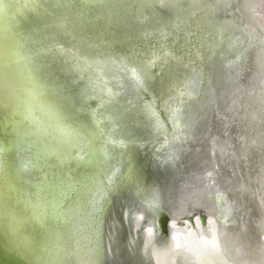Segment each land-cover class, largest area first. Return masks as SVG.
<instances>
[{"label":"rangeland","instance_id":"rangeland-1","mask_svg":"<svg viewBox=\"0 0 264 264\" xmlns=\"http://www.w3.org/2000/svg\"><path fill=\"white\" fill-rule=\"evenodd\" d=\"M22 1H29L30 5L33 2L32 0ZM44 1L46 5V0ZM80 1L100 4L102 8H105L107 2V0ZM139 1L143 3L139 4ZM150 1L138 0L136 10L146 6L152 7L156 2L158 8L153 13L138 11L133 15L130 14L138 26V36L140 37L141 34L147 50L146 56H144L146 54L143 53L144 50L140 51L139 59L133 57L135 55L133 43H127L117 49H111L106 42L96 43L101 38L113 39L110 32L106 30V23L92 27L90 33L94 43H89L88 38H85L79 29L73 30L70 27L71 24L66 23L76 41L74 47L76 49L70 52V69L74 74L73 79L77 81L72 89L81 91L86 96L88 100L86 109L93 110L99 115L101 119L99 127L106 130L101 142L107 149L106 158L100 167L89 168L92 173L100 171L93 182L94 187L87 195L79 193L77 200L67 212L70 225H79L78 229L80 228L83 232L79 236L80 239L93 245L87 252L83 264H91L89 257L96 248L98 230L102 227L98 219L102 199L105 197L104 199L108 200L111 196L109 192L115 186L124 188L121 177L129 170V155L133 145H137L141 155L146 148L148 151L151 150L152 160L149 169L152 179L151 187H149L155 193H159V198L153 202L139 198L136 185L128 187L124 184L127 190L125 195L118 199L124 218L120 225L118 221L123 217H121V211L114 217L118 220L109 217L110 233L107 237L111 239L112 255L105 253V264H133L132 258L135 254L133 255L131 250H128L129 252L126 250V256H122L118 249L122 246V237L129 228L134 229L136 221H141V224L132 248H139L145 235H154L157 242L165 241L169 235L165 238L162 236L159 223L165 216L172 220L173 214L177 217L169 223L170 231L175 236L173 264H200L204 254L203 243L205 241L212 243L217 216L220 213L213 207V197L215 194L224 196L217 187L212 186L210 174H220L225 166L229 167L232 162H237L239 157L235 154L236 151L233 152L234 147L239 146L244 150L242 160L246 161V169H249L246 171L253 172V179H244L245 182L247 179L252 180L255 199L259 202L263 194L264 74L261 75L260 61L264 58V30L254 21L261 22L260 19L264 18V10H259L264 8V2L262 0H231L232 4L227 5L222 4V0H196V5L200 6L204 2L205 5L191 10L177 7L178 12L173 11V13L171 11L173 8H162L161 5L169 2V5L176 4L177 0ZM27 2L22 4L17 2L16 7L25 6ZM69 4L73 10H60L52 14L58 16V22H60L58 24L61 27L66 17L73 18L74 15L82 14V10L70 0L63 1L62 7L68 9L66 7ZM247 5L249 9H246ZM56 7L55 2L52 9L56 10ZM250 7H253L252 12ZM68 12L71 15H67ZM209 12H211V18L207 17ZM246 12L252 13V20L244 14ZM95 14L96 12L92 14V18ZM196 15L201 16L196 17ZM194 19L197 20L195 27L191 23ZM216 27L222 33L220 30L217 31ZM97 28L102 30L98 31ZM220 36H223L220 42L224 50L219 52L216 46H213L215 51H211V46L219 42ZM79 43H82V46ZM242 55L245 69L236 86V91L230 97L231 110L225 113L223 110L216 112L219 109L217 108L219 100L213 101L215 92L212 94L211 86L209 90L204 89L206 76L203 65L209 63L208 58L213 57L210 65L216 62L219 67L226 68L230 66V62ZM154 81L157 83L156 87L152 86ZM208 91L212 96L209 98L210 105L206 107L200 96L204 92L207 94ZM192 102L198 104L197 109H192L193 112L189 118L191 120L186 124L185 119ZM206 111L209 117L205 114ZM187 125L188 130H186ZM243 135L249 137L251 145L254 140H259L260 151L257 152L258 157L254 156L255 160L253 154L245 160L248 149L245 151L246 143L242 139ZM218 142H222L223 145L218 146ZM85 150L86 145L82 144V141H76L72 148L77 158H83V160L86 157ZM216 150L224 155L220 156L221 158L218 157ZM26 158L25 154L22 157H16V164L24 170L21 175L26 176V180L38 181V171L25 168L26 162L29 163ZM75 159L76 157H71L66 162V167L56 159H50L43 170L50 168L54 174L58 172L61 174L67 169L71 171L74 180L85 181L84 170L78 162H74ZM191 165L194 168L189 170ZM251 165H254V171L251 170ZM235 166L237 169H230V171L226 169V177H233L234 173H237L238 180L242 179L241 168ZM152 169L154 175L151 174ZM134 175L138 180V174L136 175L135 172ZM162 176H165L164 180L160 178ZM197 178L203 180H199V185L196 186ZM138 181V190H141L143 194L144 189ZM239 186L236 190L237 194L240 200L241 198L244 200L245 196ZM84 206H87V209L84 210ZM126 211H128L127 214ZM202 217L205 219V224H201ZM148 219L153 220L155 224L147 225ZM189 219L194 225L189 222ZM261 222L263 224L264 216ZM113 226L117 229V233L113 231ZM50 228L55 229L53 225ZM218 238L220 239V233ZM127 252L130 256H127Z\"/></svg>","mask_w":264,"mask_h":264},{"label":"water","instance_id":"water-1","mask_svg":"<svg viewBox=\"0 0 264 264\" xmlns=\"http://www.w3.org/2000/svg\"><path fill=\"white\" fill-rule=\"evenodd\" d=\"M54 1L57 5V7L55 8L56 10L52 9L53 4L55 3ZM63 1L65 0H46V5H44V0H33V2L31 3L32 12L29 17L31 18L29 23L38 33L48 28L47 30L50 33L49 35L53 37V39L50 38V42L54 44L52 47H54L55 50L60 51L59 53L60 55H62L61 57H63V61H65L64 63L60 59V56H58V61L62 62L61 64L57 62L58 68L56 69L58 78H61V80L68 79V81H72V83H69V86L64 90V95L68 97L70 94H73V92H75V95H77V97L82 101L83 108H86V104L88 102L86 96L82 94L81 91L77 92V90L74 91L72 89L77 81L73 79L74 74L70 69V52L73 51L76 41L73 36L74 34H72L73 32L69 31V26H67L66 23H70V27H72L73 30L79 29L81 31V34L85 38H88L89 43H94L92 41L93 38L90 34V31L87 27V20L90 19L89 15L92 17L91 14L96 12V14H99V19H97L98 21L95 20V23L98 24L100 22V25L101 22L105 21L107 24L106 30L110 32L113 38L108 40H103V38H101L96 43L100 44V42H102L104 44L106 42L107 46L109 45L111 49H117L119 46L126 45L127 43H133L132 47L135 51V55L133 57H136L135 59H139L138 54H140V51L144 50L143 53H146L144 54V56H146L147 50L145 47L146 45H144L145 41L142 40L141 34L140 37L138 36V26L130 14L133 15L134 12L138 11H140L141 13H148L149 11H151L153 13L158 7H156L157 4L155 2L152 7L146 6L141 10H136V8H138L136 6L138 0H107V2L105 3V8L109 10H103L105 8H102L103 6H99L98 4L97 7L92 9L93 6L96 5V3L94 4L91 2L89 5H86V7L83 8L82 4L85 2H82L80 0H70L74 5H77L82 10V14H80L79 16L74 15L73 18L70 16L66 17V22H62V29H59L60 35H56V31L54 32L53 30V32H51V29L49 27L53 26L54 28V25L59 26L58 23L60 22H58V16L52 14L60 10H73V7L70 4L66 7L68 9L63 8ZM149 2L151 1L149 0ZM196 2V0H177L176 4L169 5V2L168 4L166 3L167 5H161V7L173 8L171 9V11H176L177 13V7L191 10L192 8L200 6L202 7L205 5L204 2L200 6H198L196 5ZM128 3H130L131 5H129ZM142 3L143 2H140L139 4ZM221 3L231 5L232 1L222 0ZM104 11H106L107 14L109 13L111 15L106 14V16H104ZM159 12L161 13L160 10ZM210 14L211 12H209V14L207 15L208 18H211ZM244 14H246L248 19L250 18V20H252V13L248 14V12H246ZM67 15L71 14L68 12ZM198 16L201 15H196V17ZM84 19L86 20V22L84 21ZM196 21L197 20L195 19L192 20L191 23L193 27H195ZM254 23L257 24L259 22L254 21ZM43 26L44 29H42ZM216 28L217 31L220 30L218 27ZM100 30L102 29H99L98 31ZM220 32L222 33L221 30ZM49 35L47 34V37ZM43 36L44 34L42 35V38ZM219 38V42L217 41L218 43H214L211 48L213 46H216L217 50H219V52H222L224 49L222 48L223 46L221 45L220 41L223 40V36H220ZM213 50L214 49L212 48L211 51ZM234 54L235 53H233V55ZM133 57L131 58L133 59ZM212 58H208L209 63H205L203 65L204 74L206 76V81L203 86L205 87V90L207 88L209 90V87L211 86L212 94L215 92L213 101L219 100L217 103V108L219 109L216 110V112L219 110H223L224 113L227 111L229 112L231 110L232 104V102L230 101V97L236 91V86L240 82L245 69L243 55L235 59V61L230 62V66H227L226 68H222L221 66L219 67L218 63L216 62L210 65L213 60ZM260 65L262 67L261 75L263 76L264 58L261 59ZM11 81L12 78L9 74H3V72H0V110H3L1 111L2 114L3 112L7 111L9 101L11 100L10 98L5 97V92L10 90L11 88ZM155 82L156 81H154V83L152 84L153 87L157 86V83ZM212 94L210 95L208 91L207 94L204 92L200 96L202 100H204V104L206 107L210 105L209 98L212 96ZM197 105L198 104H196L195 102H192V104H190V108L187 112V118L185 119L186 124L191 120L189 118L193 112L192 109H197ZM205 114L208 116V111H206ZM94 116L96 117L97 122L101 123L99 115L94 112ZM97 122L96 125L97 127H99ZM99 129L102 132L101 136H99L100 138L97 136H94L92 138L95 146L103 149L104 156L102 159H104L107 155V149L103 147L101 142L103 134H106V130L103 128ZM186 130H188V125ZM15 138L16 137L12 133L11 128L9 126L4 127L0 123V264H83L86 259L87 252L90 251L93 245L80 239L79 236L83 232L82 230H80V228L78 229L79 225L77 226L76 224L77 228L76 226L70 225L67 212L69 210V207L72 206L77 200L79 193L87 195V193L94 187L93 182H95L96 176L100 171L98 170L97 172L92 173L90 172L89 168H94V166L100 167L102 159L101 163H97L94 165L86 163L85 159L83 160V158H79L77 160L75 159L74 162H78L79 166H81V168L84 170L86 179L85 181L81 182L78 180H74L71 176V171L67 169L66 172H62L61 174L59 172L54 174L50 168H46L43 170V167H45V164L48 163L50 159H56L58 162H60L61 165L66 167V162L69 161L70 157H75V155H70L68 157V160L60 159L62 157L57 158L55 156H50V158L47 160H41L37 156L34 147L31 146L30 148L29 146L23 148L15 142ZM79 138L80 139H77V141H82L83 143L85 139H81V137ZM146 150H143L144 154L141 155V151L137 150V145L132 146L131 153L129 155V170L121 177L124 188L122 189L115 186V188L109 192V195L111 196L108 198V200H105L104 197L101 201V208L98 213V219L101 222L102 227H99L100 229L98 230V239H96L97 241L95 245L96 248L91 252V255L89 257L91 264H105V253L107 252L108 255H112L110 243L111 239L107 237L110 233L108 220L110 216V218L115 219L114 217H116V215L119 214L118 212L121 211L120 214L121 217H123L120 221H118V223L121 225V221H123L124 215L123 211L120 209V203L118 202V199L120 198V196L123 197L125 195L127 189H125L126 186L124 184H127L128 187L136 185L139 198H143L152 202L156 201L159 198V193H155L154 191H152V188H150V180L152 178L150 177L149 166L151 165L152 157L150 155L151 150ZM24 154L27 156L26 159L29 160V163L26 162L25 168L38 171V181L30 179L26 180V176L21 175L24 173V170L20 168L21 166H18L16 164V157H22ZM80 155L83 157V153H81ZM61 160L65 163H61ZM192 168L194 167L191 166V168L188 169L191 170ZM135 172L136 175L138 174L137 179L139 181L135 179ZM151 174H153V169ZM160 178L164 180L165 176H162ZM137 181L140 183L142 189H144V195L141 193V190H138L139 185H137ZM61 189H69L68 191L71 195L69 202H64L63 196L61 198V202H64V204L61 207H57L54 206V197L57 196V193ZM212 201L214 205L213 207L215 209V206H217L220 201L222 203L225 202L224 197L219 194H215ZM83 209H87V206H84ZM83 214H80V216L85 217V215ZM200 220L201 224H205V219L203 217ZM189 222L194 225L192 220H190ZM169 223L170 217L168 216H165L162 220H160L159 225L162 231V236L164 238L170 234ZM46 225H53L55 229H51V226L47 227ZM114 226L113 231L117 233V229H115ZM50 229L52 230L51 233L49 232ZM134 229L129 228L125 236L122 237V246L118 249L119 254L122 256H126V250H131L133 255L135 254L132 258L134 260L133 264H152L149 259L146 260L142 256L141 249L143 239L141 240L139 248H132V243H134L140 230L139 228L136 230L137 232L135 236ZM68 237L69 239H67ZM128 252L127 256L129 255Z\"/></svg>","mask_w":264,"mask_h":264},{"label":"bare ground","instance_id":"bare-ground-1","mask_svg":"<svg viewBox=\"0 0 264 264\" xmlns=\"http://www.w3.org/2000/svg\"><path fill=\"white\" fill-rule=\"evenodd\" d=\"M17 2L22 4L27 1L0 0V72H3V74H9L12 78L10 83L11 88L9 87L10 90L5 92V97L10 98L11 100L9 101L6 112H3L2 114L1 111L3 110H0V123L4 127L9 126L11 128L12 133L16 137L15 142L19 146L23 148L29 146L30 148L31 146L34 147L37 156L41 160H47L50 156H55L57 158L62 157L60 159L68 160L70 155H75L77 160V155L75 152H72V148L77 139H80L79 137H81V139H85V143L83 142L82 144L86 145L85 162L90 165L101 163V159L104 156L103 149L95 146L92 137H99L102 132L99 129L100 127H97L96 125L97 119L94 116L93 110L87 111L86 108H83L82 101L77 95H75V92L68 97L64 95V90L69 86V83H72V81H68V79L61 80V78H58L56 69L58 68L57 62H59L58 56H60L62 61L63 57H61L62 55H60L59 50H55V48L52 47L54 44L50 42V38L53 39V37L49 35L48 28L38 33L31 26L29 23L31 18H29V16L31 15L32 10L31 5L28 4L29 1L25 6L22 5L20 8L16 7ZM262 2H264V0H262ZM82 5L83 8H85L86 5L89 4L85 2ZM98 5L100 6V4ZM248 6L249 5H247L246 9ZM95 7H97V4L94 5L92 9ZM252 8L253 7H250L251 12L253 10ZM259 10L263 11L264 8H259ZM27 13L29 14L26 15ZM106 14L107 12L104 11L103 15L106 16ZM98 15L99 14H95L94 19L89 15L90 19L87 20L89 31H91L92 27L97 24L95 23V20L99 19ZM260 20L263 22L261 21L257 23V25L264 30V18ZM84 21L86 22L85 19ZM101 23L105 25L106 22L103 21ZM49 28L51 29V32L54 30V32L56 31V35H60L59 29H62V27L54 25V28L53 26ZM46 33L49 35L48 37ZM43 34L44 38H42ZM81 44L79 43V45ZM63 62L65 63V61ZM59 63L61 64L62 62L60 61ZM99 124L101 123H98V126ZM242 139L246 143L245 151H247V149L249 151H247L248 155L245 160L250 158L252 154L253 157L256 155L258 157L257 152L260 151L259 140H254L253 145H251L252 142H249V137L243 135ZM221 145H223V143L218 142V146ZM234 151H236L235 154L239 157L237 162H232V165L229 167L225 166L221 169L222 172L220 174H210V179L213 181H211L213 184L212 186H214V188L217 187V190L224 193L223 197H225V202L222 203L220 201L221 204L218 203L216 211L220 212V222L224 223L226 226L235 223V218H240L241 209L246 208L247 211L249 208H253L256 218L258 217L259 212L264 213V190L262 191V197L258 202V200L255 199V190L252 180L249 181L247 179L245 182L246 178L253 179V172H247L249 169H246V161L243 162L242 160L244 150L237 146L234 147L233 152ZM216 154L218 157L224 155L217 150ZM103 161L104 159H102V162ZM61 163L65 162L61 160ZM235 165L241 168L243 174V176H241L242 179L239 178L238 180L237 173H234L233 177H226V169L229 171L230 169H237ZM250 168L253 171L255 170L254 165H251ZM199 180L201 181L203 179L197 178L195 182L196 186L199 185ZM240 184L243 186H239ZM238 186L242 187V194L245 196L244 200H242V198L240 200L237 194L238 191L236 190ZM68 190H59L57 196L54 197V206L61 207L65 201L69 202L71 194H69ZM63 196L64 202H61ZM244 211L245 210H243V212ZM174 215L175 214H173L172 220L177 218ZM140 222L141 221H136L134 225L135 236L137 232L136 230L140 227ZM153 223V220H147V225L151 226ZM237 224L240 226V221H238ZM199 227L201 226L199 225ZM215 229V241L220 244L221 239L218 238L216 226ZM228 229L230 230L231 228L228 227ZM237 234H240V232ZM174 237V233L170 231L169 237L165 241L157 242L154 235H145L142 242V256L146 260L149 259L152 264H173L175 257ZM224 248L227 252L226 244H224ZM243 249L245 248H239V253L245 259L243 264H247L248 260H255L259 257L252 258L251 254H249L251 258H248L249 255L245 252L243 253ZM227 262L232 264L231 260H228Z\"/></svg>","mask_w":264,"mask_h":264},{"label":"flooded vegetation","instance_id":"flooded-vegetation-1","mask_svg":"<svg viewBox=\"0 0 264 264\" xmlns=\"http://www.w3.org/2000/svg\"><path fill=\"white\" fill-rule=\"evenodd\" d=\"M240 188L242 189V187ZM242 210L246 211V208ZM244 212L240 211V218H235V223L229 226L220 222V216H217L216 227L220 233L221 245L215 241V237L212 243L205 241L203 243L204 254L200 264H230L227 262L228 260H231L232 264H243L245 259L239 253L241 247L246 249H243V253L251 254L252 258L259 256L255 260H248L247 264H264V222L263 224L261 222L264 213L259 212L256 218L253 208ZM238 221H240V226L237 224ZM228 227L231 229L229 230ZM239 232L240 234H237ZM224 244L227 246V252L224 250ZM251 257L248 256V258Z\"/></svg>","mask_w":264,"mask_h":264}]
</instances>
